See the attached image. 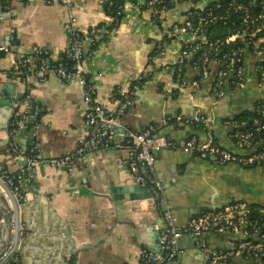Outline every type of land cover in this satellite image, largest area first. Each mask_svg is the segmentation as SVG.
Segmentation results:
<instances>
[{"label": "crops", "instance_id": "1", "mask_svg": "<svg viewBox=\"0 0 264 264\" xmlns=\"http://www.w3.org/2000/svg\"><path fill=\"white\" fill-rule=\"evenodd\" d=\"M48 1L0 0V45L8 44L15 29L13 51L28 54L41 48L50 52L56 63L70 45L66 26L72 11L86 52L92 49V31L107 36L85 64V71L95 85V100L108 110L116 109L113 98L117 93H130L133 103L123 118L127 128L143 132L163 120L191 116L196 110L207 118L206 127L172 121L156 133L174 144L156 152L155 166L177 227L232 202L264 205V167L220 165L214 158L202 159L184 149L191 137L203 142L212 130L223 148L235 154L248 153L231 138L232 128L226 122L252 120L258 102L264 100L256 56L246 61L247 85L237 90L229 83L225 96L217 99L212 87L218 65L211 64V77L198 87L194 82L200 73L191 62L185 67L184 89L178 87L173 75L172 67L191 38L184 33L173 35L171 28L175 22H185L189 4H180L155 24L152 10L145 6L147 0H126L123 19L112 27L107 8L113 0H72L70 12ZM160 42L164 43V55L157 50ZM12 67L13 60L0 53V163L8 174H17L25 164L10 154L12 142L28 149L36 141L49 157L73 152L88 135L89 107L86 89L78 79L63 82L51 76L31 90L32 100L41 108L39 121L11 139L7 128L12 115L25 109V88L4 73ZM127 154L128 147L116 134L109 148L94 154V165L83 159L73 175L48 166L29 170L23 184L25 198L18 203L17 218L23 228L18 245L13 242L12 217L7 218L12 198L0 185V257L8 253L20 264H140L145 250H158L163 226L160 211L150 205L149 191L136 183L128 165L120 162ZM136 197L139 199H132ZM230 241L229 234L210 233L202 239L186 234L172 264H208L207 250L226 249ZM228 264L247 263L235 257Z\"/></svg>", "mask_w": 264, "mask_h": 264}, {"label": "built area", "instance_id": "2", "mask_svg": "<svg viewBox=\"0 0 264 264\" xmlns=\"http://www.w3.org/2000/svg\"><path fill=\"white\" fill-rule=\"evenodd\" d=\"M18 2H35L39 0H15ZM222 0H203V4L216 3L220 7ZM10 3V0H6ZM69 9L73 8L72 0H49ZM194 0H147L145 6L152 10L153 22H160L163 14L170 12L180 4H189ZM125 5L119 7V14L125 13ZM185 12V22H175L171 28L173 35L184 33L191 41L185 42L179 57L173 65V75L180 89L185 88L184 76L187 63L194 54H199L193 67L200 73V78L194 82L198 87L202 81L211 77V64L218 65V71L213 83L212 91L217 99L225 96V87L231 84L235 89L244 88L248 79L245 75L247 58L251 55L258 58L257 73L259 85L264 87V0H229V5L223 14L210 11L206 16L200 12ZM112 20L113 18L109 16ZM3 20V16L1 17ZM231 20V27L225 39L208 42L205 39V27L211 22ZM70 45L63 56L52 65V55L41 48H34L28 54L17 53L12 50L16 39V30L12 29L7 45H0V53L13 60V67L4 73L12 81L25 88L23 93L24 112L15 111L12 121L7 128V134L13 139L19 132L28 130L31 124H37L41 115V108L32 100L31 90L37 83L45 82L55 76L63 82L78 79L86 89L85 102L89 107L86 114L88 135L79 141L77 148L59 157L46 156L36 141L30 148L25 149L14 142L10 145V154L24 162V168L17 174H8L0 163V179L13 193L18 203L24 201L23 184L27 181L28 172L43 166L64 169L73 175L77 165L83 159H89L94 165L93 156L96 152L109 148L114 137L118 134L126 146L128 154L126 163L130 168L137 184L147 188L150 193V205L160 211L162 228L158 237V250H145L140 264H172L179 254L178 245L181 238L188 234L196 239H202L207 234H229L231 241L226 249L207 250L208 264H228L233 258L241 257L247 264H264V205L250 204L236 201L222 208L205 211L193 217L183 227H177L176 218L172 212V205L164 199L165 187L156 172V152L164 147L174 146L172 142L156 137L159 129L172 121L179 125L206 127L208 120L200 111L193 115L176 117L174 120H163L159 125H151L143 132L127 128L123 118L132 106L130 93L122 92L114 96L116 104L114 111L108 110L95 100V85L90 81L85 71V64L91 60L95 51L86 52L83 37L78 30L77 18L70 12L66 26ZM92 47L101 42L103 33L94 30L89 34ZM203 40L204 43H200ZM161 55L165 54L164 43L157 45ZM3 74V72H0ZM148 77L145 74V77ZM231 126V138L236 145L248 152L235 154L223 148L215 139L212 130H208L207 138L199 142L191 137L184 146L185 151L193 152L202 159L214 158L220 165L238 164L243 167H264V100L258 102L255 117L252 120L234 119L226 122ZM14 221L12 217L11 222ZM204 248H206L204 246ZM11 260V261H10ZM0 261L6 264H20L18 258H12L5 253ZM10 261V262H9Z\"/></svg>", "mask_w": 264, "mask_h": 264}, {"label": "trees", "instance_id": "3", "mask_svg": "<svg viewBox=\"0 0 264 264\" xmlns=\"http://www.w3.org/2000/svg\"><path fill=\"white\" fill-rule=\"evenodd\" d=\"M167 2L171 1V0H166ZM203 0H194L193 3H191V11H197L200 12L202 15L206 16L210 11L214 10V12H218L223 14L225 8L228 7L229 5V0H222L220 2V7L217 9L216 8V3H212V4H207L204 5ZM126 0H113L109 3L108 8H107V15L111 16L113 18V26L112 27H117L119 26L121 20L123 19L125 13L122 12L121 14H119V7L122 5H125ZM231 20H226V25H224V21L220 20V21H213L210 24H208L205 27V39L208 42L211 41H215L218 39H225L228 36V30L231 27ZM111 27V28H112ZM261 36H264V32L261 34ZM107 36L104 35L101 42L105 40ZM200 43H204L203 40H199ZM99 43H95V45L92 47L91 51H96L99 48ZM263 53H264V43H263ZM264 55V54H263ZM199 56V54H194L192 56V60L190 61L191 63H193V61L196 60V58ZM55 63L52 62V65H54ZM240 120V119H238ZM8 264H13V262H10Z\"/></svg>", "mask_w": 264, "mask_h": 264}, {"label": "water", "instance_id": "4", "mask_svg": "<svg viewBox=\"0 0 264 264\" xmlns=\"http://www.w3.org/2000/svg\"><path fill=\"white\" fill-rule=\"evenodd\" d=\"M0 185L3 186V188H5V190L8 192V194H10V196L12 198L11 199V206H10V208H7V210L11 209L12 212H11V214H9V216L7 218H9V217L14 218V221L11 222V227H12L11 230L13 231L14 245H18L20 242L21 233L23 231V228L21 227V224L18 222V218H17V212L19 210L20 205L16 201L11 190L7 187V185L3 182L2 179H0ZM145 189H147V188L145 187ZM148 196H150V195H148ZM148 196H145V198H148ZM132 199L135 200V199H139V198L136 197V198H132ZM3 218H5V217H3ZM4 244L7 245V242L5 241Z\"/></svg>", "mask_w": 264, "mask_h": 264}]
</instances>
